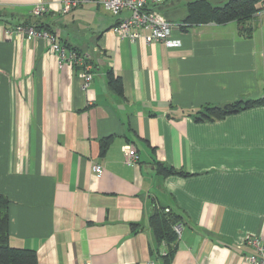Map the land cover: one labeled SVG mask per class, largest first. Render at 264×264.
<instances>
[{
  "label": "crops",
  "instance_id": "obj_1",
  "mask_svg": "<svg viewBox=\"0 0 264 264\" xmlns=\"http://www.w3.org/2000/svg\"><path fill=\"white\" fill-rule=\"evenodd\" d=\"M193 1L159 7L178 25L182 46L171 49L118 37L127 14L98 0L66 15L62 0H0V194L12 247L35 251L39 264H248L245 240H264V107L216 121L195 115L264 95V3L247 39L236 23L180 29ZM36 5L51 9L37 19ZM25 23H45L91 56L87 90L81 68L60 67L47 40L6 35ZM157 163L189 175H160ZM156 208L181 218L170 261L150 226Z\"/></svg>",
  "mask_w": 264,
  "mask_h": 264
},
{
  "label": "trees",
  "instance_id": "obj_2",
  "mask_svg": "<svg viewBox=\"0 0 264 264\" xmlns=\"http://www.w3.org/2000/svg\"><path fill=\"white\" fill-rule=\"evenodd\" d=\"M263 3L264 0H227L221 5L214 4L209 0L189 2L186 6L184 21L179 28L186 29L195 25L208 23H215L217 25L236 23L239 27L240 35L244 38L250 39L253 37L255 31L253 19L259 13L260 7L263 6ZM44 7L46 8V12L35 18L38 19L44 16L51 9L50 7ZM73 10L67 13L59 11V13L66 15ZM18 26L27 27L26 23ZM34 29L39 32L43 31L57 35L50 30L49 26L45 23L36 24ZM62 46L68 51H74L78 54L80 53L76 48H68L65 45ZM109 75V86L111 90L117 95L122 96L123 87L121 79L115 78L112 74ZM255 107H264V95L258 99L242 98L223 105L204 106V108L195 115V118L197 121H216ZM102 144V152L105 153L108 145L107 140ZM157 172L163 176L189 175L184 171H177L162 163H157ZM8 206V199L0 194V264H39L35 251L17 249L10 245ZM180 222V216L167 208H156L150 218V226L157 241L167 246V251L165 252V255L162 256L166 261H170L176 250L177 234L174 231V227Z\"/></svg>",
  "mask_w": 264,
  "mask_h": 264
},
{
  "label": "built area",
  "instance_id": "obj_3",
  "mask_svg": "<svg viewBox=\"0 0 264 264\" xmlns=\"http://www.w3.org/2000/svg\"><path fill=\"white\" fill-rule=\"evenodd\" d=\"M89 0H62L59 11L67 13ZM99 4L105 11L113 16L127 14L116 24L113 32L120 38L127 39L132 43L143 40L147 44L162 43L167 48L178 49L182 46L179 39L173 37V31L178 27L171 23L159 10V7L166 0H98ZM43 5H36L33 9L35 17L41 16L45 11ZM180 26V25H179ZM16 33L17 35L26 36L29 39L39 38L47 40L50 44L52 53L57 57L60 67L69 64L73 67H80L79 77L81 87L87 90L93 80L91 72L92 65L88 62L91 58L89 54L76 53L65 49L57 35L48 32H39L31 27L18 26L9 31L6 35ZM125 157L129 165H135L138 162V153L135 147L128 145L123 148ZM93 171L101 175L102 166L95 165ZM169 211V210H167ZM182 225L177 224L174 231L177 235L181 233ZM263 238L254 236L245 240V244L252 249L247 257L248 264H264V242ZM151 264H155L152 262Z\"/></svg>",
  "mask_w": 264,
  "mask_h": 264
}]
</instances>
